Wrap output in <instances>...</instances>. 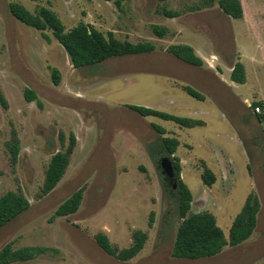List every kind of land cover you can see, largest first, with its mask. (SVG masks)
I'll return each mask as SVG.
<instances>
[{"label":"rangeland","instance_id":"obj_1","mask_svg":"<svg viewBox=\"0 0 264 264\" xmlns=\"http://www.w3.org/2000/svg\"><path fill=\"white\" fill-rule=\"evenodd\" d=\"M11 1L32 12L52 8L67 30L87 23L120 40L152 42L156 50L111 58L100 73L88 75L87 69L73 67L52 31L40 32L16 19ZM242 1L246 14L236 20L218 0L195 12L190 8L202 0H128L122 11L104 0H0V91L6 102L0 99V196L21 192L31 202L27 212L0 229V251L10 242L13 249L50 248L34 260L13 264H264V122L251 107L264 102V0ZM164 7L181 16L166 18L158 13ZM153 25L167 27L169 34L158 38ZM174 44L195 48L204 65H186L167 51ZM238 60L246 68L245 84L231 80ZM53 68L61 72L59 86L53 84ZM130 75L133 82H127ZM175 80L203 93L206 101L177 89ZM27 89L38 99L28 102ZM128 105L201 119L206 125L183 128L143 117ZM14 130L21 147L16 164L7 147ZM71 134L77 142L68 170L43 195L51 158L66 150ZM161 137L181 142L176 155L181 178L194 196L193 212H212L227 238L247 196L258 194V225L248 241L215 257H172L181 220L178 205L165 195L147 150ZM205 166L216 175L211 187L202 181ZM81 188L80 209L55 217ZM137 230L148 239L128 262L109 256L96 241L104 233L114 246L128 248Z\"/></svg>","mask_w":264,"mask_h":264},{"label":"trees","instance_id":"obj_2","mask_svg":"<svg viewBox=\"0 0 264 264\" xmlns=\"http://www.w3.org/2000/svg\"><path fill=\"white\" fill-rule=\"evenodd\" d=\"M113 2L116 8L123 10L124 3L128 0H104ZM164 1V0H162ZM216 0H202L201 6H193L191 12L203 8H212ZM222 11L233 19H244L246 8L242 0H218ZM11 14L23 24L32 27L40 32L52 31L54 37L59 41L68 53L70 61L75 69H87L88 75H95L102 71L101 65L107 60L127 55H138L152 53L156 46L152 42L132 43L128 40L116 38L114 32L107 34L87 23H80L74 28L67 30L57 13L49 7H40L35 12L30 11L25 5L19 2H9ZM166 18L174 19L181 16L180 12L162 8L158 13ZM154 34L163 39L169 34V29L161 25H153ZM167 51L179 60L188 65L202 67L203 59L196 53L195 49L187 44H174L167 48ZM52 81L55 86L61 83V72L53 68ZM231 80L238 84L247 82L245 65L238 60L231 72ZM182 90L190 97L205 101L206 97L195 88L183 85ZM25 97L28 102L38 99L34 90L27 89ZM0 99L4 105L6 102L0 91ZM129 109L143 117H157L165 121L175 122L177 125L193 129L205 126V121L189 117H180L165 113L156 109L128 105ZM252 109L259 122H264V102L258 101L252 104ZM157 132L164 136L166 130L161 126L154 125ZM76 136L71 134L69 146L65 151H59L51 158L46 172V178L42 188V194L48 195L60 183L65 176L71 162L72 154L76 146ZM181 142L175 137H161L147 146L151 160L159 170V178L164 187L165 195L176 201L180 223L172 250V257L175 259H203L220 255L228 246L237 247L248 241L254 234L258 225V215L261 210V200L257 193H250L236 215L229 231V237L225 236L223 229L219 226L216 216L210 211L193 212L194 196L189 186L182 180V163L176 153ZM13 164H16L20 155V139L17 132H12V137L7 142ZM163 157H169L175 168V179L169 180L162 175L159 167ZM203 183L211 187L216 181L214 172L205 166L202 174ZM84 189L74 192L57 209L55 217H68L75 214L82 204ZM31 207L29 199L21 192L9 191L0 196V229L14 221L17 217L27 212ZM155 212L150 213L149 226H153ZM148 234L137 230L133 234V244L128 248L119 249L114 246L109 237L98 234L96 241L101 249L109 256L121 262H128L136 258L145 248ZM50 248L42 246H30L20 249H13V243H8L0 251V264H13L16 262H28L47 253Z\"/></svg>","mask_w":264,"mask_h":264},{"label":"water","instance_id":"obj_3","mask_svg":"<svg viewBox=\"0 0 264 264\" xmlns=\"http://www.w3.org/2000/svg\"><path fill=\"white\" fill-rule=\"evenodd\" d=\"M159 167L163 176L170 180L175 179V168L173 162L169 157H163L160 161Z\"/></svg>","mask_w":264,"mask_h":264},{"label":"crops","instance_id":"obj_4","mask_svg":"<svg viewBox=\"0 0 264 264\" xmlns=\"http://www.w3.org/2000/svg\"><path fill=\"white\" fill-rule=\"evenodd\" d=\"M195 49V48H194ZM196 51V50H195ZM198 51H196V53H197ZM198 54V53H197ZM199 55V54H198ZM186 65H188V64H186ZM190 66V65H189ZM183 71H185V70H183ZM187 71H189L188 69H187ZM177 72V71H176ZM175 77H177V78H181V77H178L177 76V74L175 73ZM219 78H220V76H218ZM131 78V75H130V77H129V79L127 80V82H133L132 81V79H130ZM174 83H175V87L177 88V89H182L181 88V86H183L184 84L183 83H180L179 81H177V80H175V81H173ZM201 90V89H200ZM202 92H203V90H201ZM203 94V93H202ZM204 95V94H203ZM205 96V95H204ZM206 97V96H205ZM207 98V97H206ZM206 101V100H205ZM135 140H138L137 138H134L133 139V141H135Z\"/></svg>","mask_w":264,"mask_h":264},{"label":"flooded vegetation","instance_id":"obj_5","mask_svg":"<svg viewBox=\"0 0 264 264\" xmlns=\"http://www.w3.org/2000/svg\"><path fill=\"white\" fill-rule=\"evenodd\" d=\"M170 180V179H169ZM173 180V179H172Z\"/></svg>","mask_w":264,"mask_h":264}]
</instances>
